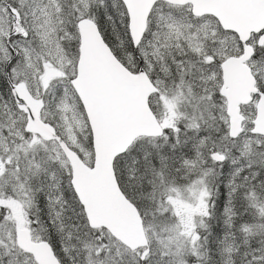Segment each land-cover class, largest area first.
I'll return each instance as SVG.
<instances>
[{
  "label": "snow or ice",
  "instance_id": "snow-or-ice-1",
  "mask_svg": "<svg viewBox=\"0 0 264 264\" xmlns=\"http://www.w3.org/2000/svg\"><path fill=\"white\" fill-rule=\"evenodd\" d=\"M0 264H264V0H0Z\"/></svg>",
  "mask_w": 264,
  "mask_h": 264
}]
</instances>
